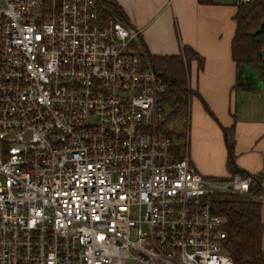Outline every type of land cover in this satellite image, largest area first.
<instances>
[{
	"label": "built area",
	"instance_id": "built-area-1",
	"mask_svg": "<svg viewBox=\"0 0 264 264\" xmlns=\"http://www.w3.org/2000/svg\"><path fill=\"white\" fill-rule=\"evenodd\" d=\"M102 11L0 0V264H233L209 196L264 202V166L200 174L140 29Z\"/></svg>",
	"mask_w": 264,
	"mask_h": 264
},
{
	"label": "crops",
	"instance_id": "crops-1",
	"mask_svg": "<svg viewBox=\"0 0 264 264\" xmlns=\"http://www.w3.org/2000/svg\"><path fill=\"white\" fill-rule=\"evenodd\" d=\"M127 23L140 29V43L151 55H178L183 45L202 57L190 62L187 86L189 157L205 177H227V132L234 162L246 174L264 166V82L247 66L238 77L231 55L236 29L233 0H116ZM263 224L264 202L260 208Z\"/></svg>",
	"mask_w": 264,
	"mask_h": 264
},
{
	"label": "trees",
	"instance_id": "trees-1",
	"mask_svg": "<svg viewBox=\"0 0 264 264\" xmlns=\"http://www.w3.org/2000/svg\"><path fill=\"white\" fill-rule=\"evenodd\" d=\"M200 4H210L214 0H198ZM105 17L111 15L127 23L126 15L116 0H99ZM236 29L231 42V55L236 64L238 77L247 66L255 69L258 79L264 82V44L257 37L264 33V0H250L237 4L234 16ZM140 41V39H139ZM143 45V44H142ZM147 51V50H146ZM151 64L165 81L166 91L159 103L168 110L167 118L186 114L192 90L187 86V73L191 60L202 65L200 57L191 47L183 45L178 55H151ZM167 133L184 139L185 133ZM228 160L231 173L246 175L237 168L233 155V138L227 132ZM251 193L264 198V190L254 188ZM212 210L224 217L227 232L226 249L232 256L233 264H264L262 248L263 224L260 217L262 201L232 193H212L209 196Z\"/></svg>",
	"mask_w": 264,
	"mask_h": 264
},
{
	"label": "rangeland",
	"instance_id": "rangeland-1",
	"mask_svg": "<svg viewBox=\"0 0 264 264\" xmlns=\"http://www.w3.org/2000/svg\"><path fill=\"white\" fill-rule=\"evenodd\" d=\"M163 129L172 133H185L187 135L188 129V112L181 114L178 117L166 118L163 122Z\"/></svg>",
	"mask_w": 264,
	"mask_h": 264
},
{
	"label": "water",
	"instance_id": "water-1",
	"mask_svg": "<svg viewBox=\"0 0 264 264\" xmlns=\"http://www.w3.org/2000/svg\"><path fill=\"white\" fill-rule=\"evenodd\" d=\"M257 40L264 44V33L257 37ZM261 54L264 56V50L261 51Z\"/></svg>",
	"mask_w": 264,
	"mask_h": 264
}]
</instances>
